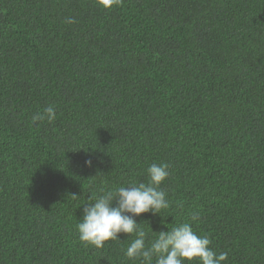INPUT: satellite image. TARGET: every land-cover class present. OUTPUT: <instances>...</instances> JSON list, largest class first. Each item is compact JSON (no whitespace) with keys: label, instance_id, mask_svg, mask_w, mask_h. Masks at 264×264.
<instances>
[{"label":"trees","instance_id":"1","mask_svg":"<svg viewBox=\"0 0 264 264\" xmlns=\"http://www.w3.org/2000/svg\"><path fill=\"white\" fill-rule=\"evenodd\" d=\"M153 163L170 207L136 218L149 240L189 222L264 264V0H0V264H140L134 237L98 249L77 223Z\"/></svg>","mask_w":264,"mask_h":264},{"label":"clouds","instance_id":"2","mask_svg":"<svg viewBox=\"0 0 264 264\" xmlns=\"http://www.w3.org/2000/svg\"><path fill=\"white\" fill-rule=\"evenodd\" d=\"M100 7L111 9L122 0H97ZM67 23H75L71 17ZM56 119V109L49 105L32 117L34 126L41 122L52 123ZM85 166L91 167L92 161L86 160ZM148 183H130L102 190L94 202L83 208L82 218L77 223L79 239L86 245L103 248L106 242L117 241L121 233L134 237L126 249L125 255L140 264H226L227 252H215L211 240L206 235H198L189 222L173 226L171 229L148 233L136 218L142 214L158 215L170 207L167 193L161 188L168 178V165L153 163L148 169ZM76 198V195H72ZM160 216V215H159ZM200 218L198 211L190 213L192 222ZM150 227V226H149Z\"/></svg>","mask_w":264,"mask_h":264}]
</instances>
